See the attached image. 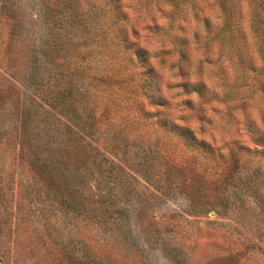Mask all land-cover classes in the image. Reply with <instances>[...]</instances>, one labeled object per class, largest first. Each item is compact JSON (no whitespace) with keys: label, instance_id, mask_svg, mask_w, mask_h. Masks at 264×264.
<instances>
[{"label":"rangeland","instance_id":"obj_1","mask_svg":"<svg viewBox=\"0 0 264 264\" xmlns=\"http://www.w3.org/2000/svg\"><path fill=\"white\" fill-rule=\"evenodd\" d=\"M0 264H264V0H0Z\"/></svg>","mask_w":264,"mask_h":264},{"label":"trees","instance_id":"obj_2","mask_svg":"<svg viewBox=\"0 0 264 264\" xmlns=\"http://www.w3.org/2000/svg\"><path fill=\"white\" fill-rule=\"evenodd\" d=\"M137 55H138V60H139L138 62L143 67L142 73L145 75L144 79L142 80L140 84L141 90L143 91L145 95L147 94V96H149V98L154 101L153 103H159L161 105L163 101L158 95L156 83L153 77L154 69H152L149 66L147 52L144 50H139ZM180 131H181L179 133L180 136L184 137V139H187L190 143H193L194 137H191L186 129L180 128Z\"/></svg>","mask_w":264,"mask_h":264}]
</instances>
